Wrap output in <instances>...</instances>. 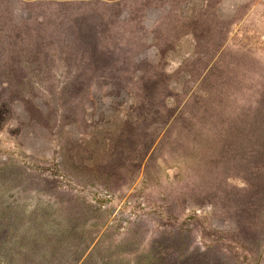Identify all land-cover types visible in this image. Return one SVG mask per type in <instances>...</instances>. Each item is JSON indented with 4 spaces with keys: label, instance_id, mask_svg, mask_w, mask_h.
<instances>
[{
    "label": "trees",
    "instance_id": "trees-1",
    "mask_svg": "<svg viewBox=\"0 0 264 264\" xmlns=\"http://www.w3.org/2000/svg\"><path fill=\"white\" fill-rule=\"evenodd\" d=\"M149 1L0 0V22L15 14L8 37L12 60L3 66L8 94L0 101V124L19 108L35 125L69 120L65 127L71 136L81 114L99 109L100 92L130 97L128 112L105 148L117 159L102 166L120 171L126 159L127 168L144 175L167 150L179 175L197 173L199 193L180 189L176 196L210 204L212 213L222 214L215 215L216 223H230L223 232L244 251L264 256V89L254 93L252 104L238 105L244 89L238 68L212 63L200 69L195 90L178 91L159 66L174 49L173 39L165 35L158 61L150 62L138 57L144 43L141 21L129 31L128 6L140 5L143 13ZM12 2L20 7L12 9ZM202 54L197 52L195 60ZM183 68L181 63L177 71ZM39 94L47 99L46 108L41 98L35 100ZM69 158L60 157L56 168L75 172ZM63 178L9 160L0 163V264H220L218 241L207 252L193 253L181 234L154 240L146 257L129 259L136 243L102 238L108 228L97 238L101 228L91 223L94 210L62 187Z\"/></svg>",
    "mask_w": 264,
    "mask_h": 264
},
{
    "label": "rangeland",
    "instance_id": "rangeland-1",
    "mask_svg": "<svg viewBox=\"0 0 264 264\" xmlns=\"http://www.w3.org/2000/svg\"><path fill=\"white\" fill-rule=\"evenodd\" d=\"M10 5L15 10L20 7L16 2ZM128 9L133 17L129 31L139 21L143 28L140 59L157 62L158 46L164 47L168 41L165 35L173 39L174 49L159 66L179 85L181 93L195 90L200 69L212 63L224 69L238 68L244 88L239 93L238 105L252 104L254 93L264 89V0H152L145 4L143 13L135 3ZM14 16L5 15L1 19L4 23L0 22V101L8 94L3 66L7 59V64L12 60L13 48L8 45V37L14 28ZM197 52L203 53L198 61L195 60ZM181 63L184 68L177 71ZM40 98L46 108L47 99L39 94L35 100ZM97 100L99 109L95 114L90 115L88 111L80 115L75 136H70L65 127V124L69 127V120L64 125H35L15 108V113L8 114L7 121L0 124V163L9 160L37 174H65L62 187L76 193L85 206L94 210L91 223L101 228L97 238L108 228L102 238L136 243L135 250L128 254L129 259L146 257L154 240L181 234L187 237L188 251L193 253L207 252V247L218 241L220 264H264L263 255L244 251L241 244L223 232V227L230 223H216L215 215L222 214L212 213L210 204L204 201L195 204L176 196L180 189L184 193L197 192V173L184 170L179 175L178 163L167 150L164 156L155 157L150 171L144 175L127 168L126 159L121 161L120 171L103 167V163L117 159L116 155L105 152V148L110 134L119 130L132 98L110 97L104 90ZM63 156L69 160L72 157L77 167L75 172L61 165L56 168ZM231 182L240 185L239 180ZM194 211L200 217H194ZM168 264L178 263L173 260Z\"/></svg>",
    "mask_w": 264,
    "mask_h": 264
}]
</instances>
